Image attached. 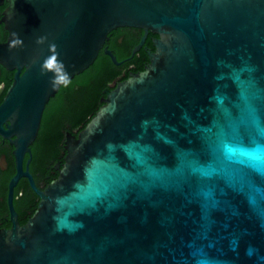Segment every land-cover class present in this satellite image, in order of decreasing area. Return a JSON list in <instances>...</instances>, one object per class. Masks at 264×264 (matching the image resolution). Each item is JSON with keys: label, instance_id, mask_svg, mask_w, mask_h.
Masks as SVG:
<instances>
[{"label": "water", "instance_id": "obj_1", "mask_svg": "<svg viewBox=\"0 0 264 264\" xmlns=\"http://www.w3.org/2000/svg\"><path fill=\"white\" fill-rule=\"evenodd\" d=\"M4 2L0 64L16 73L0 137L15 174L0 264H264V0ZM124 27L143 31L135 50L157 36L148 64L66 133L40 190L30 146L46 104ZM21 178L39 199L23 225Z\"/></svg>", "mask_w": 264, "mask_h": 264}, {"label": "trees", "instance_id": "obj_2", "mask_svg": "<svg viewBox=\"0 0 264 264\" xmlns=\"http://www.w3.org/2000/svg\"><path fill=\"white\" fill-rule=\"evenodd\" d=\"M149 34L148 44L154 50L152 36L154 38L157 36ZM102 59V55H99L88 69L61 86L59 92L46 104L36 139L30 146L29 172L35 183L44 180L48 184L56 178L55 165L57 162L62 163L66 133L76 135L101 106L99 99L104 96L103 89L107 87L111 75V69L107 68L106 61ZM145 59L147 60L146 56ZM109 65L113 66L111 62ZM143 69L144 66L139 71ZM78 86L82 88L80 93L77 91ZM0 152L8 156L11 165V173H8L0 183V195L6 196L10 174L14 173V163L9 149L0 150ZM27 159L28 155L25 156L24 163ZM23 185L25 186L24 196L31 197L35 201V211L38 197L27 183ZM14 194L16 195V191ZM17 205L18 203L15 202V207Z\"/></svg>", "mask_w": 264, "mask_h": 264}, {"label": "flooded vegetation", "instance_id": "obj_3", "mask_svg": "<svg viewBox=\"0 0 264 264\" xmlns=\"http://www.w3.org/2000/svg\"><path fill=\"white\" fill-rule=\"evenodd\" d=\"M6 7L7 4L5 2L2 5H0V44L6 43L8 37V32L6 31L4 24L1 22L3 18V12L6 9ZM142 36H143V31L135 28H126V27L117 28L108 34V37L105 40L103 47L99 51L97 56L98 58L99 55H102L103 57L102 60L106 61L107 68L111 69V75L109 77L110 81L107 83V87L103 89V92L104 90L110 88L113 84H117L121 81H124L130 74L140 72L139 71L140 68L143 66L145 67L148 64V54L154 51L151 49V46H149L148 44L150 39V34L146 36V38L143 41V44L138 48V50H135V48L140 44ZM153 39L154 37L152 36V40ZM105 50L109 51L112 54V56L116 60V63H114L112 59L107 54H105L104 52ZM145 56L147 60L145 59ZM110 62L111 64H113V66L109 65ZM23 71L24 69H22L21 72ZM15 73H16L15 70L6 69L0 64V104L2 103L8 88L10 87V85L14 80ZM60 88L58 89L57 93L59 92ZM81 90L82 88L78 86L77 91L80 93ZM101 98L103 97H100L99 99L100 102H101ZM4 149H9L10 156L13 159L12 156L13 147L10 145L9 141L3 140L0 137V150H4ZM13 163H14V159H13ZM10 169H11V165H10V161L8 160V156L4 152H0V183L2 180H4V178L8 175V173H11ZM14 174H15V165H14V173L10 174L9 178L11 179ZM23 183H27L29 188L31 189L28 180L26 178H21L17 183L16 187L14 188L13 201H12L13 208L17 214V219L20 225H23L27 221V219L34 213V203H35V201L31 197L24 196L25 186L23 185ZM35 185L40 190H43L47 186L44 180L38 181V183H35ZM15 191H16V195L14 194ZM15 202L18 203L17 207H15ZM19 202L21 204H19ZM10 227H11V222H10V211L7 203V194L6 196L0 195V229H9Z\"/></svg>", "mask_w": 264, "mask_h": 264}]
</instances>
